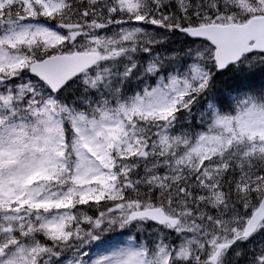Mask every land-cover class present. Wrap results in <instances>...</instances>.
<instances>
[{
    "label": "snow or ice",
    "instance_id": "obj_1",
    "mask_svg": "<svg viewBox=\"0 0 264 264\" xmlns=\"http://www.w3.org/2000/svg\"><path fill=\"white\" fill-rule=\"evenodd\" d=\"M0 264H264V0H0Z\"/></svg>",
    "mask_w": 264,
    "mask_h": 264
}]
</instances>
